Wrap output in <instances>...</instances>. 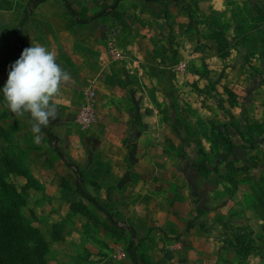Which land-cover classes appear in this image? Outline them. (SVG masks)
<instances>
[{
	"label": "rangeland",
	"instance_id": "374dc122",
	"mask_svg": "<svg viewBox=\"0 0 264 264\" xmlns=\"http://www.w3.org/2000/svg\"><path fill=\"white\" fill-rule=\"evenodd\" d=\"M250 1L119 0L114 8L117 0H57L75 27L73 10L80 19L90 8L112 14L118 35L108 45L123 55L116 61L127 64L124 80L148 93L144 105L159 111L168 162L193 178L190 214L156 205L151 180L149 190L147 181L128 188L110 179L122 158L95 140L102 117L88 128L74 118L86 86L61 92L64 114L42 127L36 143L30 115L5 107L10 68L0 64L7 75L0 78V172L24 200L27 226L45 240L43 264H264V55L242 57L234 29V12ZM15 157L31 178L20 174ZM34 234L15 240L22 264H40Z\"/></svg>",
	"mask_w": 264,
	"mask_h": 264
},
{
	"label": "crops",
	"instance_id": "0c3cea01",
	"mask_svg": "<svg viewBox=\"0 0 264 264\" xmlns=\"http://www.w3.org/2000/svg\"><path fill=\"white\" fill-rule=\"evenodd\" d=\"M116 3L114 8L118 6ZM65 8L57 4V0H0V64H5L4 68H10L20 58L21 52L32 45L39 44L54 50L59 65L71 76L60 91L82 93L86 86L85 95L92 88L95 92V107L103 121L99 125V132L94 134L95 140L100 143L106 140L112 146L111 156L122 158L113 162L115 166L110 179L125 180L127 184L124 187L128 188H134L136 181L142 184L147 181L149 190L151 180L156 190V205L172 204L174 206H170L169 212L190 214L193 178L174 171L175 165L171 166L168 162L171 159H167L168 152L159 142L160 132L157 131L161 123L159 111L155 108L150 110L144 105L150 100L148 93L138 86V81L134 82L135 86L124 80L121 69L127 67V64L116 61L123 55L119 48L108 45L109 39L118 35L109 22L112 14H93V9L90 8L89 18L80 19V11L73 10L72 14L79 17L75 24L82 25L81 29L69 25L71 15L67 8L68 13L65 12ZM72 68L76 69L72 71ZM1 77L5 79L7 75L2 74ZM92 78L95 79L93 84L89 82ZM64 99L68 101L62 95L54 98L53 103L59 111L64 109ZM69 102L72 103L71 100ZM63 114L58 112V115ZM172 174L179 176V181L176 182L177 177L174 178ZM195 177L199 180L198 176ZM168 181L172 184L167 190ZM165 191L169 195L165 199L167 202L164 200L167 196ZM208 195L205 188L200 201L203 202ZM143 196L152 199L147 192ZM246 209L237 210V215L244 214ZM187 223L184 220L182 226Z\"/></svg>",
	"mask_w": 264,
	"mask_h": 264
},
{
	"label": "clouds",
	"instance_id": "9594fccd",
	"mask_svg": "<svg viewBox=\"0 0 264 264\" xmlns=\"http://www.w3.org/2000/svg\"><path fill=\"white\" fill-rule=\"evenodd\" d=\"M70 79V73L59 65L56 52L39 44L25 48L10 66L2 89L5 107L17 117L30 115L36 143L41 142L42 127L58 119L59 109L53 101Z\"/></svg>",
	"mask_w": 264,
	"mask_h": 264
},
{
	"label": "trees",
	"instance_id": "16d2710c",
	"mask_svg": "<svg viewBox=\"0 0 264 264\" xmlns=\"http://www.w3.org/2000/svg\"><path fill=\"white\" fill-rule=\"evenodd\" d=\"M245 4L234 12L236 21L234 29L238 34L235 45L239 47L238 52L242 53V57L250 60L258 53L264 55V0H251ZM217 36V38H221L226 35L218 33ZM14 160L20 164V174L31 178L32 174L24 162L18 157H15ZM7 177L0 172V264H22L21 260L23 259L13 250V247L15 240L25 238L31 232L35 233L34 239L40 250V264H43L47 247L45 240L38 228L27 226L28 220L20 212L24 200L16 188L11 187L8 183ZM81 193L100 206L95 198L82 190Z\"/></svg>",
	"mask_w": 264,
	"mask_h": 264
},
{
	"label": "built area",
	"instance_id": "2783aa9c",
	"mask_svg": "<svg viewBox=\"0 0 264 264\" xmlns=\"http://www.w3.org/2000/svg\"><path fill=\"white\" fill-rule=\"evenodd\" d=\"M75 119L86 128L98 121L99 116L95 107L94 93L92 90L87 92V99L80 106Z\"/></svg>",
	"mask_w": 264,
	"mask_h": 264
},
{
	"label": "water",
	"instance_id": "95a60500",
	"mask_svg": "<svg viewBox=\"0 0 264 264\" xmlns=\"http://www.w3.org/2000/svg\"><path fill=\"white\" fill-rule=\"evenodd\" d=\"M118 2H119V0L117 1L116 5L118 4ZM94 17H96V15H95ZM94 17H93V18H94ZM103 209H104L106 212H108L105 208H103Z\"/></svg>",
	"mask_w": 264,
	"mask_h": 264
}]
</instances>
